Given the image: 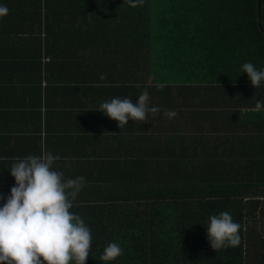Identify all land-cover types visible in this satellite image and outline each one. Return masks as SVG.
<instances>
[{"label": "trees", "instance_id": "1", "mask_svg": "<svg viewBox=\"0 0 264 264\" xmlns=\"http://www.w3.org/2000/svg\"><path fill=\"white\" fill-rule=\"evenodd\" d=\"M0 5L9 9L0 17V120H43V149L64 146L62 163L82 159V173L63 175L85 178L73 202L89 198L91 206L69 210L86 214L85 264H264V111H253L264 83L252 87L241 72L245 62L264 68V0L259 14L256 0ZM51 66L65 79L56 81ZM144 90L159 108L145 122L129 119L120 129L96 111L115 97L135 103ZM169 110L176 115L168 118ZM78 134L81 141H70ZM79 143L80 154L70 153ZM0 157L3 207L14 158ZM222 211L241 225V242L215 251L208 218ZM110 242L124 251L105 262Z\"/></svg>", "mask_w": 264, "mask_h": 264}, {"label": "clouds", "instance_id": "2", "mask_svg": "<svg viewBox=\"0 0 264 264\" xmlns=\"http://www.w3.org/2000/svg\"><path fill=\"white\" fill-rule=\"evenodd\" d=\"M136 6L142 0H128ZM9 12L0 5V17ZM241 72L246 73L252 87L264 83V68L257 69L251 62H245ZM106 77L102 74L101 79ZM150 96L144 90L135 103L130 97H115L102 102L96 111L125 128L129 119L135 122L147 121L148 113L156 115L159 108L149 106ZM254 112L264 111V101H257ZM168 118L176 115L169 110ZM42 149L39 156L16 157L11 164L10 174L15 185L0 207V264H85L89 257L91 232L79 215L71 213L73 201L84 186L85 178L64 179L60 171L53 170L59 160ZM207 238L215 251L239 246L241 225L233 221L229 211L208 218ZM119 243L110 242L100 257L102 261L116 260L123 255Z\"/></svg>", "mask_w": 264, "mask_h": 264}, {"label": "crops", "instance_id": "3", "mask_svg": "<svg viewBox=\"0 0 264 264\" xmlns=\"http://www.w3.org/2000/svg\"><path fill=\"white\" fill-rule=\"evenodd\" d=\"M52 65H53V63H52ZM60 70L61 69L58 68V71H60ZM50 73H51V75L55 74L58 77V78H56V81H62L65 79L64 78L65 75L62 76L63 74H58L56 71V68H53L52 66H51V72ZM86 106H87V103H86ZM74 111H77V110H74ZM67 115H68V113L62 111V116H67ZM69 118L70 117L67 116V119L64 118L63 119L64 121L61 120L62 123L64 122L63 124L65 126H68V127H70L71 126L70 124L73 122V119L68 120ZM86 123L89 124L88 120H87V122H85V124ZM100 123L101 122L97 123V125H96L97 128H99ZM107 123L109 124V127L113 128L112 123H109V122H107ZM48 124L49 123H44L43 120H40V122H37L36 125H34V123L25 122V121L21 120V118L18 120H11V121L9 120L8 123H7V121H5V119L0 120V156L4 155V157H5L8 155H11L14 159L16 157L23 158V157H26L28 155L39 156L41 154L42 149H43V137H44L46 131L49 129ZM9 130H15V131H17V133L16 134L10 133V132H8ZM107 134H108V136L111 135L110 132ZM83 135L84 134L73 135V137L71 138L70 141H72V142L76 141V140L81 141L80 138ZM69 147H70L69 152L73 153V154H80L81 150L83 149L82 148L83 146L80 143L76 144L73 148H71V146H69ZM63 148H64V146L56 147L55 149L53 147H51L50 153H52L53 155H58L60 157L59 160L54 162L53 170L60 171L62 173L67 172V170H68L67 173H72V174L74 172H81L82 173L83 168H81V167L83 165V161L80 158L78 159L77 155H75V159L77 161L74 159H69L70 163L60 162L61 157L64 155V153L67 152V150H65ZM64 150H65V152H64ZM67 156H72V155L68 154ZM76 162H79V164H76ZM76 166H78V167H76ZM0 173H3V175H4L2 180L6 181V178H5L6 177V169H4V168L1 169ZM90 206L91 205L89 202V198H84V199L80 198V199H78V201H76V203L73 202V207H76V208L80 207L81 209H84V210L86 208H89ZM73 214L79 215L81 217V219L84 222H86V217H85L86 214L83 213L82 210L80 211V213L75 212ZM126 215H129V214L123 213V214L118 215V218L116 221L117 224L114 225L113 230L117 231L118 228H121L122 221L124 219L128 218ZM96 217L99 218V215L96 214ZM135 264H137V263H135ZM144 264H148V262H146ZM151 264H161V263L154 262ZM162 264H168V262L162 263Z\"/></svg>", "mask_w": 264, "mask_h": 264}, {"label": "water", "instance_id": "4", "mask_svg": "<svg viewBox=\"0 0 264 264\" xmlns=\"http://www.w3.org/2000/svg\"><path fill=\"white\" fill-rule=\"evenodd\" d=\"M256 5H257V14H259V0H256Z\"/></svg>", "mask_w": 264, "mask_h": 264}, {"label": "built area", "instance_id": "5", "mask_svg": "<svg viewBox=\"0 0 264 264\" xmlns=\"http://www.w3.org/2000/svg\"><path fill=\"white\" fill-rule=\"evenodd\" d=\"M45 60H47V59H45Z\"/></svg>", "mask_w": 264, "mask_h": 264}]
</instances>
